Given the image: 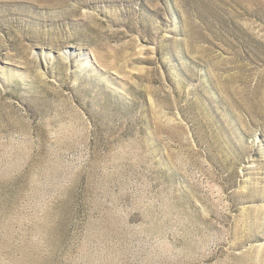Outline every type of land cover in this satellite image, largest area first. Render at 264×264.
<instances>
[{
  "label": "rangeland",
  "instance_id": "374dc122",
  "mask_svg": "<svg viewBox=\"0 0 264 264\" xmlns=\"http://www.w3.org/2000/svg\"><path fill=\"white\" fill-rule=\"evenodd\" d=\"M0 264H264V0H0Z\"/></svg>",
  "mask_w": 264,
  "mask_h": 264
}]
</instances>
